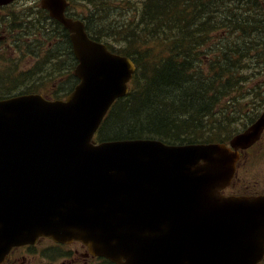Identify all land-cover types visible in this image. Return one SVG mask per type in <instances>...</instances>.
Instances as JSON below:
<instances>
[{
  "label": "water",
  "instance_id": "water-1",
  "mask_svg": "<svg viewBox=\"0 0 264 264\" xmlns=\"http://www.w3.org/2000/svg\"><path fill=\"white\" fill-rule=\"evenodd\" d=\"M41 6L68 30L79 82L65 99H0V262L11 247L48 236L81 241L115 264H257L264 195L218 191L237 151L148 138L96 143L135 64L66 16L67 0ZM263 128L264 112L231 145L250 146Z\"/></svg>",
  "mask_w": 264,
  "mask_h": 264
},
{
  "label": "trees",
  "instance_id": "trees-1",
  "mask_svg": "<svg viewBox=\"0 0 264 264\" xmlns=\"http://www.w3.org/2000/svg\"><path fill=\"white\" fill-rule=\"evenodd\" d=\"M71 1V15L78 6L86 11L82 18L92 38L136 64L130 91L108 111L99 141L219 139L264 108V0ZM111 7L124 12L112 14ZM37 14L43 15L36 26L46 41L56 36L44 61V90L57 81L60 89L53 91L63 95L74 85L68 32L45 11ZM225 97L234 102L232 109L218 110Z\"/></svg>",
  "mask_w": 264,
  "mask_h": 264
},
{
  "label": "flooded vegetation",
  "instance_id": "flooded-vegetation-1",
  "mask_svg": "<svg viewBox=\"0 0 264 264\" xmlns=\"http://www.w3.org/2000/svg\"><path fill=\"white\" fill-rule=\"evenodd\" d=\"M24 5L26 3L21 0L0 5V98L38 92L61 95L53 91L60 89L59 85L48 91L44 90L46 72L44 67L40 68L37 65L45 61V47L41 44L31 46L28 29L23 22L15 21L13 18L14 10L17 13H25ZM14 24L23 26L22 28L14 27ZM31 62L34 64L33 67ZM263 136L264 131L253 145L238 150L239 158L233 177L225 187L219 189L220 194L224 196L264 194V186H259L257 180L247 178L249 173L254 171L250 167H253L258 159L264 158ZM216 142L229 146L230 138ZM92 260H100L103 264H107L104 259L91 255L78 241L57 243L50 238L39 237L32 244L13 247L1 264H92ZM258 264H264V255Z\"/></svg>",
  "mask_w": 264,
  "mask_h": 264
},
{
  "label": "rangeland",
  "instance_id": "rangeland-1",
  "mask_svg": "<svg viewBox=\"0 0 264 264\" xmlns=\"http://www.w3.org/2000/svg\"><path fill=\"white\" fill-rule=\"evenodd\" d=\"M37 1H40V0H37ZM79 2V1H78ZM29 3H27L28 5ZM34 4V3H33ZM32 4V5H33ZM39 4V2H38ZM79 4V3H77ZM78 11L80 12L81 15H85L86 14V11L83 9V7H78ZM110 13L114 14V13H123L124 10L123 9H120L118 10L117 8L115 7H111L110 10H109ZM27 18H23L21 19V17H19L18 21L20 22H24V21H32V23L28 24V23H24V26L29 30V31H33V32H41L39 30V28L36 26V23H37V18L39 16H42V14H33V16H29L30 13H27ZM45 34V33H43ZM46 35V34H45ZM35 42V37H33L31 40H30V43H34ZM48 41H43L42 39L40 40V43L41 44H46V48L47 49H51L52 50V46L50 44L53 43V41H51L50 43H47ZM32 60V58H31ZM34 62V61H33ZM33 62H31V67L34 66ZM33 64V65H32ZM42 66H46L45 63L42 64ZM47 68V67H46ZM52 75L51 78L53 77H56L57 74H52V73H48L47 75V78H49V76ZM59 76V75H58ZM57 78H55L53 80L56 81ZM231 134V133H230ZM97 136V134H96ZM264 137V136H263ZM253 163V162H252ZM250 169L253 171L252 173H249V175L247 176V178H249V180H257L259 182V186H264V158H260L256 161V163L253 164V167H250ZM92 264H103L102 261L100 260H92L91 261Z\"/></svg>",
  "mask_w": 264,
  "mask_h": 264
},
{
  "label": "bare ground",
  "instance_id": "bare-ground-1",
  "mask_svg": "<svg viewBox=\"0 0 264 264\" xmlns=\"http://www.w3.org/2000/svg\"><path fill=\"white\" fill-rule=\"evenodd\" d=\"M200 1H201V0H200ZM212 1H213V0H212ZM212 1H211V2H212ZM216 1H217V0H216ZM206 2H208V1H206ZM211 2H210V3H211ZM199 3H200V2H199ZM199 3H198V4H199ZM204 3H205V2H204ZM208 5H209V4H208ZM197 6H198V5H197ZM200 6H201V5H199V7H200ZM203 6H205V5L203 4L202 7H203ZM206 7H207V6H206ZM195 8H196V5H195ZM201 9H202V8H201ZM203 9H204V7H203ZM203 9H202V10H203ZM205 10H206V8L204 9V11H205ZM99 16H100V15H99ZM102 16H104V14H103ZM105 16H106V14H105ZM97 17H98V16H97ZM100 18H101V17H100ZM91 20H92V19H91ZM100 21H101V20H100ZM90 22H91V21H90ZM92 22H93V21H92Z\"/></svg>",
  "mask_w": 264,
  "mask_h": 264
}]
</instances>
